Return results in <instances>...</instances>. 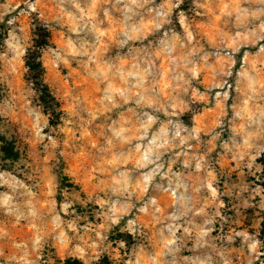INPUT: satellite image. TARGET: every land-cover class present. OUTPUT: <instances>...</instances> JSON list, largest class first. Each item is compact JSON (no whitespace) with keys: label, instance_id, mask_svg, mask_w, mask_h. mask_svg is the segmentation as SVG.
Returning <instances> with one entry per match:
<instances>
[{"label":"rangeland","instance_id":"rangeland-1","mask_svg":"<svg viewBox=\"0 0 264 264\" xmlns=\"http://www.w3.org/2000/svg\"><path fill=\"white\" fill-rule=\"evenodd\" d=\"M0 264H264V0H0Z\"/></svg>","mask_w":264,"mask_h":264},{"label":"trees","instance_id":"trees-1","mask_svg":"<svg viewBox=\"0 0 264 264\" xmlns=\"http://www.w3.org/2000/svg\"><path fill=\"white\" fill-rule=\"evenodd\" d=\"M42 37H44V36L43 35L41 36L42 40H41V42L39 41L38 43H40L39 45H46L47 42L45 40H43ZM37 58H38L37 53L36 52L32 53L31 56L26 61L25 65H26L27 69L30 72L34 73V75L38 78L42 75V67H41L40 62L37 60ZM42 91H45V89L42 88Z\"/></svg>","mask_w":264,"mask_h":264}]
</instances>
